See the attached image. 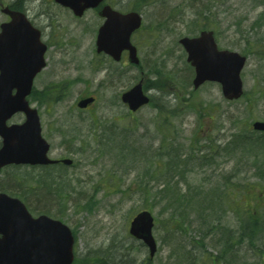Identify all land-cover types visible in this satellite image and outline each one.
Listing matches in <instances>:
<instances>
[{
    "label": "rangeland",
    "instance_id": "rangeland-1",
    "mask_svg": "<svg viewBox=\"0 0 264 264\" xmlns=\"http://www.w3.org/2000/svg\"><path fill=\"white\" fill-rule=\"evenodd\" d=\"M105 3L141 15L131 36L137 66L125 53L118 63L96 53L97 9L79 18L54 0H0V24L8 21L1 10L11 7L41 30L46 67L28 102L49 156L72 160L69 167L2 168L0 193L19 199L33 217L66 225L72 264H191L193 257L192 264H264V143L233 150L235 136L255 140L251 123L264 122V0ZM202 27L219 49L246 57L241 99L226 101L216 83L193 90L178 41ZM139 81L151 104L131 114L120 95ZM87 96L96 103L79 111L77 101ZM23 121L20 113L8 124ZM162 185L166 191L157 193ZM240 202L260 226L252 240L237 233ZM143 210L155 219L153 259L128 232Z\"/></svg>",
    "mask_w": 264,
    "mask_h": 264
},
{
    "label": "water",
    "instance_id": "water-1",
    "mask_svg": "<svg viewBox=\"0 0 264 264\" xmlns=\"http://www.w3.org/2000/svg\"><path fill=\"white\" fill-rule=\"evenodd\" d=\"M55 1L80 17L86 9L96 8L103 0ZM3 13L11 20L0 27V169L8 165L53 164L56 161L47 157L49 144L41 135L38 112L27 101L35 76L45 66L46 47L39 41V32L22 13L8 8L3 9ZM99 15L105 22L98 30L97 53L103 52L119 61L122 52L127 51L128 62L138 65L137 51L130 37L140 28V15L137 12L122 14L109 6H104ZM179 44L194 71V90L205 83H217L225 100L241 98L240 73L246 63L245 56L218 49L212 31L181 38ZM120 99L130 112H136L150 101L143 91L142 81L124 92ZM94 101L93 97H87L76 106L85 109ZM16 113L24 114V122L7 125ZM251 127L264 133L262 121L253 122ZM62 163L70 165L71 160L64 159ZM153 227L154 218L149 211L139 212L129 225V234L146 246L150 259L157 250ZM73 245L72 232L62 222L45 215L33 217L19 199L0 193V264H72Z\"/></svg>",
    "mask_w": 264,
    "mask_h": 264
},
{
    "label": "trees",
    "instance_id": "trees-1",
    "mask_svg": "<svg viewBox=\"0 0 264 264\" xmlns=\"http://www.w3.org/2000/svg\"><path fill=\"white\" fill-rule=\"evenodd\" d=\"M202 28L205 29L206 27H202ZM150 104H151V102H150ZM163 128L165 129L166 127H163ZM161 131H162V128H161ZM249 137H250L249 135H241V134L235 136V139L237 138V141L236 140L234 141L233 150L236 149V151H237V149L240 148L241 150L245 149V151H246L247 147L255 148L256 145L259 146V145H262L264 143V135H260V137L256 138L255 140H253L252 138H249ZM163 140H166L165 136H163ZM215 152L213 151L212 153H215ZM207 155H209V153L202 155L200 157V160H205ZM164 191H166V186L162 185V189L158 190L157 193H162ZM235 206L237 208H239L241 211V223L239 224L238 232H237L239 237L240 238H247L249 240L254 239L255 235L257 234V231L260 230V226H259L257 220H255V217L253 215V211L251 210V208L249 206L241 207V202L237 203ZM226 232H229V231H226ZM191 250H193V249H191ZM191 250H190V252L193 253ZM190 258H192V257H189V259ZM195 260H196V257H193L192 261L190 263L192 264V262H194ZM213 264H215V263L213 262Z\"/></svg>",
    "mask_w": 264,
    "mask_h": 264
},
{
    "label": "flooded vegetation",
    "instance_id": "flooded-vegetation-1",
    "mask_svg": "<svg viewBox=\"0 0 264 264\" xmlns=\"http://www.w3.org/2000/svg\"><path fill=\"white\" fill-rule=\"evenodd\" d=\"M105 1L106 0H104L97 8H94L93 10H95V9H97V15L102 19V24L105 22V20H104V18L103 17H101L100 15H99V13H100V11L102 10V8L104 7V6H109V7H111L113 10H116L115 8H113L111 5H109V4H106L105 3ZM70 10V9H69ZM71 11V10H70ZM117 11V10H116ZM76 17V16H75ZM80 18V17H79ZM8 20H9V18H8ZM33 26V25H32ZM34 28H35V30L36 31H38L39 32V38H40V40L42 41V33H41V30L39 29V28H37V27H35V26H33ZM98 31V30H97ZM43 42V41H42ZM44 43V42H43ZM45 44V43H44ZM45 46H46V51H45V54H46V52H47V50H48V47H47V45L45 44ZM109 59H111V58H109ZM45 67H46V61H45ZM44 67V68H45ZM67 87V85H62V88L63 89H65ZM32 92H33V85H32ZM94 97V96H93ZM95 99H96V97H95ZM92 107V105L91 106H88L87 107V109H89V108H91ZM87 109H85V110H87ZM53 159V158H52ZM54 160H56L57 161V163H55V164H53V165H51V166H54V165H61V160L62 159H54Z\"/></svg>",
    "mask_w": 264,
    "mask_h": 264
}]
</instances>
